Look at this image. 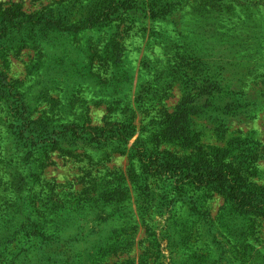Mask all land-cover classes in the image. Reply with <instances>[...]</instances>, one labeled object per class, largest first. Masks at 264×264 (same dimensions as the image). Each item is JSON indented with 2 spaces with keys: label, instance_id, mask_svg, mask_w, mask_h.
Returning <instances> with one entry per match:
<instances>
[{
  "label": "rangeland",
  "instance_id": "1",
  "mask_svg": "<svg viewBox=\"0 0 264 264\" xmlns=\"http://www.w3.org/2000/svg\"><path fill=\"white\" fill-rule=\"evenodd\" d=\"M131 1L147 4L150 0ZM173 2L175 10L166 19L153 18L148 13L146 19L125 20L119 28L110 26L100 32L90 29L78 45L73 37H65L52 28L35 29L42 33V45L51 58L61 55L63 63L67 58L63 50L73 49L74 60L79 58L78 66L86 60V42L103 41L110 33H118L117 39L122 41L135 69L133 83L129 86L105 81L102 92L97 81L88 79L83 85H75L69 94L71 99L73 94L79 99L85 125L103 126L113 118L108 116L106 103L98 100L109 99L111 93L117 92V100L133 106L137 114V133L127 144L130 150L144 122L162 116L163 110L172 113L185 96L200 93L203 102L189 116L187 140L180 142L167 136L161 139L160 150L182 159L200 158L223 164L244 190H264V0ZM11 3H19L28 14L63 9L70 23L87 25L82 21L90 18L97 6L103 8L106 3L114 4V0H0V10ZM42 51V46L36 45L0 49V69L12 83L22 84L34 108L39 103L40 74L36 64L45 59ZM46 66L55 75L54 61H47ZM100 73L108 79L115 78L111 69L102 68ZM46 105L43 103L39 109ZM40 114L36 111L34 116ZM12 121L11 113L0 100V211L7 208L11 189L5 174L6 161H10L6 155L16 152L15 159L21 156L7 134ZM77 140L81 142H72L74 157L64 156L60 149L50 153L51 164L36 182L27 179L32 189L22 198L24 202L41 201L45 183L47 189L55 186L77 208L95 184L131 186L125 212L128 223H132V215L137 216L138 228L134 231L129 224L131 227L122 232L124 218L112 223L119 225L120 252L107 264L131 257L136 264H264V208H237L227 201L220 186L193 184L178 190L171 179L151 174L147 178L151 193L148 204L152 208L139 212L140 203L132 186V180L140 179L136 157L128 151L115 152L110 144L100 147L86 138ZM41 155L37 154L39 158ZM40 164L30 162L31 166L24 168L40 170ZM141 180L144 183L145 179ZM97 226L90 222L72 226L70 237L76 250L70 255L93 241L94 237L88 234ZM53 234L59 235L56 231ZM18 247V240L1 247L6 258L0 264H11L10 255ZM120 249L125 252L122 254ZM18 264L28 262L21 260Z\"/></svg>",
  "mask_w": 264,
  "mask_h": 264
},
{
  "label": "trees",
  "instance_id": "2",
  "mask_svg": "<svg viewBox=\"0 0 264 264\" xmlns=\"http://www.w3.org/2000/svg\"><path fill=\"white\" fill-rule=\"evenodd\" d=\"M175 3L173 0H150L147 5L131 0H114V4L106 3L103 8L97 6L91 17L82 21L87 25L70 23L69 16L59 8L52 13V9H47L45 13L28 14L21 9L19 3H11L0 10V49L42 46V54L45 57L36 64L40 74L37 80L40 88L39 103L35 108L22 84L12 83L0 69V100L13 118L7 134L12 137L13 148L21 152L18 159H15L16 152L6 155L10 161H6L5 174L11 189L7 199L8 206L0 211V248L7 247L15 240L19 243V247L10 255L11 264H18L21 260L27 261L28 264H36V261H39V264H107L109 258L118 256L120 252L119 225L116 227V223H112L124 218L122 232L127 231L129 224H132V227H129L134 231L137 230V216L132 215V223L127 221L128 213L125 208L127 200H130L132 188L125 184H95L92 192L82 199L77 208H74L55 186L47 189L45 183L41 190V201L24 202L22 196L32 189L31 181L27 179L35 182L39 180L44 173L43 169L51 164L50 153L57 149H60L64 156L74 157L72 142L78 143L80 140L77 139L86 138L100 147L110 144L115 152L128 151L131 157H136L140 166V179L137 182L132 180V186L140 203L139 212L144 210L145 213L152 208V205L148 204L151 193L147 178L151 174L171 179L176 183L178 190L193 184L208 183L215 187L220 186L227 201L233 206L240 209L246 206L264 208V190L257 193L244 190L241 183L231 177L223 164L204 162L200 158L182 159L166 150H160V141L167 136L180 142L187 140L191 123L189 116L193 113L192 110L197 109L203 102L200 93L190 94L189 98L185 96L180 106L172 113L163 110L162 116L144 122L139 138L129 150L127 144L137 133L134 122L137 114L133 106L117 100L119 94L113 92L109 99L98 100L100 104L106 103L108 116L113 118L105 121L103 126L85 125L87 121L83 122L81 119L83 111L80 109L82 106L78 103L79 99H76L74 94L71 99L69 94L75 85H83L88 79L99 82L101 92L102 86L109 80H114L116 84L123 82L129 86L133 83L135 69L128 60L129 56L125 53L122 41L117 39L118 33H110L103 41L86 42V60L83 66H78L79 61L76 59L79 58L74 60L73 49L63 50V54H67L63 63L60 62L61 55L51 58V53L42 45V38L39 36L42 33L35 29L41 26L42 31H48L52 28L54 32L65 37H73L72 41L78 45L90 29L100 32L110 26L119 28V24L125 20L146 19L148 13L153 18L166 19L175 10ZM92 16L95 19L93 23ZM70 59L72 63L69 64ZM47 61H54L55 75H51L53 69L50 72V67L46 66ZM102 68L111 69L115 78L108 79L107 75L101 74ZM46 102L48 105L39 109ZM36 111L41 113L37 118L34 116ZM38 153H42L41 158L37 156ZM37 161L41 162L40 170L33 168L28 171L24 168L30 167V162ZM141 178L145 179L144 183ZM25 203L29 206H25ZM18 213L21 214L20 217H17ZM77 222L87 225L90 222L98 226L88 234L94 237L93 241L72 256L70 252L76 249L72 247L70 230ZM53 231L59 235L55 236ZM33 247L36 251H32ZM132 247L133 245L126 250ZM120 250L122 254L125 252ZM2 258L4 261L6 256L0 250V260ZM117 263L136 264V260L131 257Z\"/></svg>",
  "mask_w": 264,
  "mask_h": 264
}]
</instances>
